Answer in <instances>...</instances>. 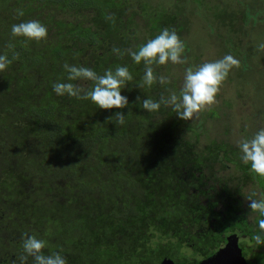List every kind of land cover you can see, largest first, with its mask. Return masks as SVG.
Segmentation results:
<instances>
[{
	"label": "trees",
	"instance_id": "1",
	"mask_svg": "<svg viewBox=\"0 0 264 264\" xmlns=\"http://www.w3.org/2000/svg\"><path fill=\"white\" fill-rule=\"evenodd\" d=\"M206 1L0 0V54L9 59L19 54L0 72V150L4 156L10 148L7 155L12 157L9 167L6 159L1 160L0 177L9 170L1 187L7 190L32 181L26 191L24 184L16 188L18 200L33 192L34 198L45 197L31 211L36 224L56 228L49 234L46 255L62 249L68 264H150L148 260L164 251L163 244L193 242L184 228L195 227L206 209L203 200L219 194L208 182L213 179L216 185V173L228 162L233 164L228 174H235L225 179V189L235 177L250 183L251 166L241 165L242 153L234 147L228 128L205 143L203 156L194 157L191 151L204 135L205 118L217 120L222 107L202 111L204 120L186 121L171 107L148 112L137 101V97L159 100L171 91L179 95L188 68L229 54L240 66L233 67L227 79L234 76L244 89L249 76L256 77L252 86L262 82L264 68H258L254 53L259 41L253 47L243 26L256 18L254 30L264 31V0H230V5L215 9ZM18 9L23 16H18ZM248 11L256 14L250 16ZM33 19L46 25V39L12 37L13 24ZM164 28L181 37L186 63L153 65L157 75L171 82L139 88L144 63L136 64L126 50L138 51ZM233 33H240L238 46ZM214 37L224 43L215 44ZM9 42L14 49L7 47ZM226 42L231 44L227 50ZM219 46H224L223 54L210 56ZM113 47L122 55L113 53ZM66 62L101 75L109 68L127 66L133 80L121 94L128 97L129 107L105 110L90 99L58 96L52 88L55 82L79 83L86 90L93 84L68 81ZM118 111L126 116L123 125L109 121ZM258 111H264V104ZM258 128L247 137L252 138ZM239 190L235 186L232 193L238 195ZM15 195L0 194V203ZM58 197L63 205L53 201Z\"/></svg>",
	"mask_w": 264,
	"mask_h": 264
},
{
	"label": "clouds",
	"instance_id": "2",
	"mask_svg": "<svg viewBox=\"0 0 264 264\" xmlns=\"http://www.w3.org/2000/svg\"><path fill=\"white\" fill-rule=\"evenodd\" d=\"M18 16H23L22 10H17ZM12 37H25L28 40L37 42L44 40L48 36V29L39 20H28L11 26ZM9 49H14V44L9 42ZM259 49L264 51V43L259 45ZM136 64L144 63V75L139 88L145 86L170 83V79L164 75H157L153 65L184 64L186 59L182 54L185 52V45L173 29L164 28L155 38L149 39L145 44L141 45L138 51L131 49L126 50ZM112 52L122 55L121 50L113 47ZM19 54L14 53L12 59L6 54H0V72H4L7 67L18 59ZM240 62L232 55H225L222 59L214 62H206L195 69L188 68L186 70L183 85L179 95L175 91H171L168 96L161 95L159 100L151 98L137 101L140 106L148 112H157L161 106L171 107L177 116L182 120H193L202 111L214 105L216 97L227 79L229 72L233 67L238 68ZM64 70L68 73V81H91L92 88L86 90L79 83L73 82H55L52 85L53 91L58 96L68 95L80 100H91L101 109H124L129 107L128 97L121 94L129 82L133 80V76L127 66H117L115 70L107 69L102 75L98 74L91 68L65 63ZM109 121L115 124L123 125L126 122V116L122 111L115 113L114 117H110ZM240 149L241 160L245 165L250 164L251 171L260 177H264V127H261L252 138H243L237 141ZM257 193L253 192L252 196ZM248 197V207L254 213H258V225L260 233H264V195L259 199ZM252 239L256 245H264V234H255ZM23 253L12 261V264H28L29 257L32 258L33 264H68L67 258L60 251L45 254L44 250L48 247V241L40 239L36 235L23 234Z\"/></svg>",
	"mask_w": 264,
	"mask_h": 264
},
{
	"label": "flooded vegetation",
	"instance_id": "3",
	"mask_svg": "<svg viewBox=\"0 0 264 264\" xmlns=\"http://www.w3.org/2000/svg\"><path fill=\"white\" fill-rule=\"evenodd\" d=\"M241 165L244 163L242 162ZM231 170L233 164L228 162L220 175L223 171ZM231 174L223 179L216 173L220 181L216 179V185L210 187L219 194L203 200L206 209L203 211V216L198 217L195 227L189 224L188 228H184L193 238V242L181 240V243L165 248L163 253L160 255L157 253L148 260L150 264H264V245H256L252 239L255 234H264L260 233L258 225L261 217L248 207V193L244 187L246 184H251L250 196L255 192L257 195L252 198L259 199L264 195V181L252 171L250 183H242L243 179L240 181L235 177V185L240 189V194L237 195V192L232 193L233 188L225 189L227 186L225 179ZM213 182L211 179L208 183ZM246 193L247 195H244ZM235 198L240 201H235ZM1 205L0 203V264H12V261L23 253L24 233L48 241L49 232L48 228L21 218L19 215H24L23 212L18 214L15 211H6ZM46 250L48 248L44 252ZM28 264H33L31 257L28 259Z\"/></svg>",
	"mask_w": 264,
	"mask_h": 264
},
{
	"label": "rangeland",
	"instance_id": "4",
	"mask_svg": "<svg viewBox=\"0 0 264 264\" xmlns=\"http://www.w3.org/2000/svg\"><path fill=\"white\" fill-rule=\"evenodd\" d=\"M206 3L210 9H215V8H219L220 6L230 5L231 2L230 0H207ZM234 4L237 5V3H234ZM234 7H237V6H234ZM257 13H259V11ZM248 14L251 16L252 14H256V13L253 11L251 12L248 11ZM192 17H196V16L193 15ZM238 18H240V16H238ZM261 18H264V12H262ZM255 20L256 18L253 21L247 20L245 25L243 26V30L247 38L251 41L253 47L255 46V43L259 41V43L256 46L257 49L256 51H254V53L257 52V57H259V59L256 60V62L259 65L258 68L261 70V67L264 68V51L259 49V45L264 43V31L256 32L254 30L252 23ZM234 27L235 26H231L230 29L232 30L234 29ZM236 37L237 39L235 40V42L233 41V43L235 46H238V42H239L238 39L240 37V33H237L235 35V38ZM212 42L214 43L216 42L215 44L217 45H221L222 43H224V41H221L219 44L217 42V38L215 37L213 38ZM225 45H227L226 47V50H227L230 48L231 44L229 42H226ZM223 48L224 46H221V47L219 46L218 50L217 48L213 49L212 53L209 52V55L215 56L216 55L215 53L219 51L220 52L219 56H221V54H223L221 52ZM255 80H256V77L249 76L247 78L248 82H247V86L245 87V89L243 88L242 84H240V80L234 78V76L228 78L223 83L217 95L218 96V98L216 99L217 102L214 105L208 107L212 111L214 110L216 111L219 109V107H222L217 113V116L219 118L217 120H214L213 118L208 117V119L205 118L204 120V118L202 117L203 113L199 114L196 118V119L203 118L204 123H206V125L204 129L202 130L204 135H201V138H200L201 140L196 143V146L194 149L193 148L191 149V151H193V154L195 151L194 157L199 158L200 156H203V154L205 153L202 152V149L205 148V143L209 144V142H211L214 139V137H218L220 132H222L223 130H227L226 128H228L227 133L231 134V137H233L231 139H232L234 147L236 148V150H240L237 146V141L243 138H248L247 136L253 134L258 128V126H259L258 130L261 127H264V111L261 114H259V111H258V109L261 108L264 104V79L262 80V82L257 83L255 86H252ZM224 99H227V101L225 102V104H222V101ZM254 106H256V108ZM206 111L207 110H205V112ZM248 118L253 119L255 123L251 122ZM1 140L2 139L0 138V141ZM1 151L2 150H0V167L4 166L1 162L3 158L8 161V167H9L12 157L8 156L7 153L10 152L11 149L10 148L5 149L4 156L2 155ZM8 172L9 170L7 169L4 170L0 177V194L1 196H6V195L11 196L12 194L13 195L16 194V195H15V198L12 197L13 202H11L12 201L11 199L4 200V203L1 205V208H5L6 211H15L18 214L23 212L24 215H19V216H21V218L25 219L26 221H32L35 224L34 219L36 218L33 217L34 213H32L31 209L36 208L38 206L37 203L41 202V200L45 197L34 198L37 195L33 192V193H30L29 197L26 198L25 200H18L19 198L17 197V195H19L20 193L18 194V191L16 188L23 187V184H24L25 191H26L28 187L30 188L31 185H33V182L32 181L27 182V183L23 182L22 185L20 186L17 185L16 188H12V189L8 188L7 190H4V188L1 187V182L6 181ZM220 173L221 171L219 172L218 176L224 179L225 176H227L229 172L223 171L221 175ZM12 175L14 177V174ZM235 184H236V179L233 182H231L228 187L234 188L236 186ZM208 186H212V184L208 183ZM244 187L246 188V192L250 195L251 194V184H246ZM12 190L16 192L10 193V191ZM247 193L244 195H247ZM53 201H55L57 205H63L62 203L63 201L61 197H58L57 199H54ZM34 212H40V211L34 210ZM57 215H61L64 217L63 212H59ZM58 218H59L58 216L55 217V219H58ZM43 227L45 226L43 225ZM55 230L56 228H53V227L48 228L49 234H53ZM22 240H23V237H22ZM156 243L157 242H154V246H158V243L157 244ZM170 246H171L170 242L164 245L165 248L170 247ZM150 250L146 252L147 256L152 254L150 253Z\"/></svg>",
	"mask_w": 264,
	"mask_h": 264
}]
</instances>
